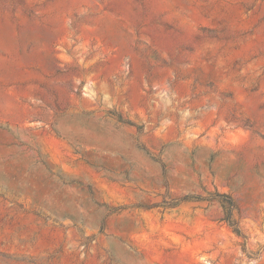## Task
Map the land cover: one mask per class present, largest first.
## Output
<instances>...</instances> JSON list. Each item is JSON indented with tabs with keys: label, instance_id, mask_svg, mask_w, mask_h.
Listing matches in <instances>:
<instances>
[{
	"label": "rangeland",
	"instance_id": "rangeland-1",
	"mask_svg": "<svg viewBox=\"0 0 264 264\" xmlns=\"http://www.w3.org/2000/svg\"><path fill=\"white\" fill-rule=\"evenodd\" d=\"M0 264H264V0H0Z\"/></svg>",
	"mask_w": 264,
	"mask_h": 264
},
{
	"label": "trees",
	"instance_id": "trees-1",
	"mask_svg": "<svg viewBox=\"0 0 264 264\" xmlns=\"http://www.w3.org/2000/svg\"><path fill=\"white\" fill-rule=\"evenodd\" d=\"M182 198L183 200L194 198L197 200H206L208 202L218 201L224 211L223 219L226 220L231 227H233L234 231H236L238 234L241 233L240 228L236 225V222L233 220V212L235 209H237V204L231 195L216 191L214 193H210L208 196L188 194Z\"/></svg>",
	"mask_w": 264,
	"mask_h": 264
}]
</instances>
